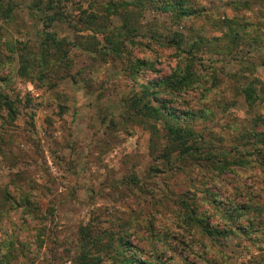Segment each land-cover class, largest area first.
Instances as JSON below:
<instances>
[{"label":"rangeland","instance_id":"374dc122","mask_svg":"<svg viewBox=\"0 0 264 264\" xmlns=\"http://www.w3.org/2000/svg\"><path fill=\"white\" fill-rule=\"evenodd\" d=\"M50 1L0 0V264H70L81 227L97 264H264V0ZM162 106L193 157L163 160Z\"/></svg>","mask_w":264,"mask_h":264},{"label":"trees","instance_id":"16d2710c","mask_svg":"<svg viewBox=\"0 0 264 264\" xmlns=\"http://www.w3.org/2000/svg\"><path fill=\"white\" fill-rule=\"evenodd\" d=\"M56 1L57 0H51L50 3H48V8L53 9L56 6ZM178 5L179 8L175 9V12L178 16H185L187 15V11H184L182 8V4L180 2H176L173 4L166 5L164 7V10L167 11L168 8H175ZM49 43L56 42L53 38L48 40ZM48 45V44H47ZM49 46H51L49 44ZM176 46L179 47L180 45L176 43ZM52 48V47H50ZM113 48H115V45H113ZM55 51H45V55H38L40 58H46L49 56L52 57H59V55H54ZM22 59V62H27L25 59L20 57ZM35 59L30 56V60L28 63L30 65L34 62ZM24 69H21V72L23 73ZM192 82V76L186 72L183 74H174L172 77H170L169 80L163 79L160 81H150V84L148 88L154 87V86H172L170 89H175V90H181V88L186 89L188 88L189 84ZM147 90V87H146ZM156 93L155 91H153ZM259 94L264 95V86L260 87V90L258 92ZM245 101L248 105V107H253L255 104V89H245L243 92ZM135 105H137V102L135 101ZM0 106L5 107L6 109L9 110V112L12 110V103L8 99L7 95L2 94L0 91ZM145 105H143L144 107ZM153 114L156 115L158 118H162V120L166 121V124L164 123L167 132L164 133L163 139H164V148L162 150V158L164 161L169 162L171 156L173 154L178 158V159H185V158H191L193 157L195 151L193 149V131H191L189 128L185 127L184 125L180 126L178 123L182 120V114L181 113H173L171 112L167 107L162 106L160 109H152ZM207 115V113H205ZM192 116H196L194 113L191 114ZM259 122V125L261 128H263L260 132H253V136H255L260 142L264 144V118L261 119L258 117L256 120ZM258 125V124H257ZM256 125V126H257ZM255 126V125H254ZM264 161V160H263ZM256 210V209H254ZM195 222V221H194ZM217 234V229L213 228L212 230ZM209 232V231H208ZM79 238L76 240L75 243V248H76V257H72L69 261L70 264H97L98 261H96L94 255L96 253H105L107 252L108 249H114L113 245H109V243L104 244L102 242V233H98V231H92L89 227H81ZM124 235L117 236L120 237L119 239H116L117 241L122 240V237ZM116 237V238H117ZM112 240V239H111ZM121 245L124 246V249L128 251L129 253L122 254V251H117L115 248V255H117L118 259L117 261L120 264H146L144 261H140L139 259L134 258L135 255V249H133L130 245L127 243L121 242ZM78 252V253H77Z\"/></svg>","mask_w":264,"mask_h":264}]
</instances>
